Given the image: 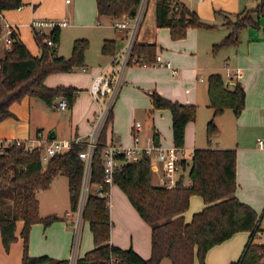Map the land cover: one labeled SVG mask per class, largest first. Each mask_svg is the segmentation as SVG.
I'll return each instance as SVG.
<instances>
[{
	"label": "trees",
	"instance_id": "trees-1",
	"mask_svg": "<svg viewBox=\"0 0 264 264\" xmlns=\"http://www.w3.org/2000/svg\"><path fill=\"white\" fill-rule=\"evenodd\" d=\"M99 16L113 19L133 16L140 0H96ZM171 0H157L156 27L168 28L173 40L187 36L190 27H207L199 16L181 3L178 13L172 12ZM26 6L24 0H0V38L3 32L4 11L19 10ZM264 15V2L255 10L237 14L236 21L227 22L231 28L229 35L218 46H235L239 42L241 31L247 26L259 23L253 19ZM245 14V16H243ZM40 48V55L33 56L15 31L11 34L12 43L5 49L0 59V122L14 114L11 107L25 98L42 99L50 106H56L59 98L66 99L71 108L79 92L74 87H48L46 78L59 72H72L85 67V54L89 48L86 39L74 42L69 58L60 56L58 47L62 28H54L50 35H41L33 29ZM48 38L54 46H49ZM156 43H137L133 54L144 62L155 60ZM118 47L113 41L105 40L102 51L113 55ZM208 96L213 117L207 124V138L212 139L219 133L216 118L231 111L238 118L246 107V91L242 83L235 82L227 87L220 73L211 74L208 79ZM154 109H168L172 114L173 141L176 148L185 146L186 127L195 121L197 107L163 97L157 91L151 93ZM113 119V113L104 127L100 144L107 143V130ZM156 145H160L159 136H153ZM0 141V231L2 244L6 252L17 241L16 228L23 222V264H68V260H56L49 256L33 257L29 254V236L34 224L50 226L62 218L56 215L41 217L39 191L51 187L53 180L62 175L69 180V194L72 212L80 205L84 179V162L79 158L83 146H74L69 152L54 156L46 167L41 155L43 147L29 150L23 144L5 146ZM103 148L96 149L91 165L90 187L83 208V220L90 225L94 239V248L75 264H161L168 259L172 264H206L208 251L239 232H249L250 237L240 258L231 264H264V243H256L257 236L264 232L261 216L248 204L236 196L237 190V150L207 148L195 149L190 162L181 160L185 171L189 169V184L181 174L176 186L168 189L152 184V162L143 155L134 162L123 164L113 175V184L127 196L132 206L149 224L151 235V256L141 257L133 249H122L111 243L113 223L110 216V199L99 197L93 192L95 185L105 183L103 171ZM122 159V156H119ZM107 189L108 186H106ZM198 195L203 198L206 207L194 214L187 223L183 214L189 209L190 198Z\"/></svg>",
	"mask_w": 264,
	"mask_h": 264
},
{
	"label": "crops",
	"instance_id": "crops-1",
	"mask_svg": "<svg viewBox=\"0 0 264 264\" xmlns=\"http://www.w3.org/2000/svg\"><path fill=\"white\" fill-rule=\"evenodd\" d=\"M84 1L25 0L26 6L23 8L4 11L2 13L4 27L0 38V59L4 57L6 49L5 38L8 26H11L19 34L33 56L40 55V48L32 27L35 21L65 20L68 22L66 17L72 12L77 19L82 22L87 21L89 25L94 26L97 17H99L97 1L86 0L89 1L88 6L84 4ZM179 1L186 7L189 6L190 10L195 12L199 18L219 23L222 26H226L227 22L233 21L237 14L251 9L245 0H215L214 2L209 0L198 2L196 0L198 3L195 6H190L183 0ZM99 25L101 26V23ZM260 27L259 23V32L257 33H251L247 37L241 36V39L239 37L238 44L233 47L235 52L231 54L230 63L226 67L213 65L207 67L208 77L213 73H220L225 82L229 80L233 83L240 82L245 88L246 107L242 114L235 118L233 114L230 116L226 111L216 118L219 133L212 139V143L222 135L220 123L223 117L226 116L232 119V124H229L228 127V139L223 143L217 141L216 145L211 143V147L237 150L236 196L256 211L259 206L264 205V152L260 150L257 143L258 139L264 140V30L262 32ZM230 29L228 33L231 31ZM143 31L140 43H156L164 50V41H159L156 31L155 33L146 32L144 35ZM115 33L116 38L105 40L113 41L120 48L124 44L123 34L117 30H115ZM187 38L186 42H181L184 40L178 41L177 45H180L178 50L196 46L197 33L191 34ZM216 39L213 42H218V39ZM60 45L61 40L58 47L59 55L68 58L70 53L66 55L63 52L64 54L61 55ZM86 54L85 67L82 70L84 74L75 73L70 76L65 73H53L45 80L46 85L51 88L68 86L76 87L79 90L73 106L66 111L60 110L64 112V116H61L57 121L54 118V111L59 109L46 104L44 101L48 107V110H43V115L47 119L46 125L49 126L46 132L45 126L33 119L32 113L34 106L38 105L37 99L39 100V98L27 97L24 100L28 99L29 101L28 112H26L25 105L18 109L11 107L13 112L22 113L23 121L21 123L12 120V117L0 122V141L22 140L31 144L37 138L38 133L42 134L45 141H73L77 138L84 141L87 139L92 131L97 113V106L89 90L95 77L102 70L110 69L111 58L108 59L106 54L100 55L97 58L98 62L95 63L90 61L89 54ZM162 56L174 68L178 69L176 76H173L171 70L165 67L130 66L126 69L123 78L124 83L113 108V119L107 130V143L105 145L118 143L130 147L135 144L134 134H138L140 138L138 147L145 149L149 140L156 133L162 147L167 149L175 147L172 114L168 109H154L151 93L157 91L167 99L196 106L200 104L196 92L198 83L197 78H194L196 73H193V67H189L191 65L188 64V59H191L190 54L173 52ZM208 77L203 80L202 84L206 88V99L203 102L201 101L203 105H208L210 108L208 114L205 113L207 122L213 117L209 96L207 100ZM174 82L192 83L191 89L188 88L178 96L174 90ZM60 100L61 98L57 99L55 104L57 105ZM137 123L141 124L139 130L135 128ZM194 124L195 121L190 122L186 127L185 146L182 148L183 154L187 156L186 160L193 155L195 149L207 148L197 145L196 140L193 138ZM53 132H55V138L51 139L50 136ZM158 161L160 160L158 159ZM151 170L152 184L161 186L164 168L162 169L161 164L157 167L152 165ZM189 182L190 180L187 184ZM117 187V185H113L111 188L110 216L113 223L111 243L122 249H133L144 259H148L151 256V227L141 218L124 192L119 187L120 190H118ZM205 207L203 198L193 195L190 198L189 209L183 214L185 221L190 223L194 214L201 212ZM50 215H56L62 220L56 221L47 227L42 223L34 224L31 227L29 236V254L31 256H49L56 260H70L74 254L75 258L79 259L94 248L90 225L83 218H79L77 212L66 211V216L51 213L41 217ZM22 229L23 222L19 221L16 228L18 239L13 243L9 252H6L3 247L0 231V264H23ZM249 237V232H239L227 241L214 246L207 253L206 264H231L236 262L242 255ZM76 239L77 244L75 246ZM161 264L172 263L168 259H164ZM195 264H199V261L196 260Z\"/></svg>",
	"mask_w": 264,
	"mask_h": 264
},
{
	"label": "built area",
	"instance_id": "built-area-1",
	"mask_svg": "<svg viewBox=\"0 0 264 264\" xmlns=\"http://www.w3.org/2000/svg\"><path fill=\"white\" fill-rule=\"evenodd\" d=\"M197 1L204 2L206 0ZM209 1L214 2L215 0ZM156 2L157 0H140L138 8L133 16L116 18L112 22V28L123 34L124 44L111 56L110 69L102 70L95 77L90 87L89 93L97 106V113L92 125V131L87 136L86 140L82 141L80 138H77L73 141H45L42 138V134L38 133L37 138L32 141L31 144L22 140L7 141L5 144V146H8L13 142H16L18 145L24 143L29 150L43 147L41 160L44 166L47 165L54 156L69 152L74 146H83L84 149L79 152V158L85 164L83 189L79 209L77 211L79 218H82L87 194L92 189L89 184L91 165L95 151L99 147L103 148L102 159L105 175V183L95 185L93 188V192L99 197L111 199V188L114 185L113 175L115 170L120 168L123 164L138 160L143 155L149 156L151 153H154L157 158L164 163L161 186L168 189H172L176 186L180 178L179 172L183 170L180 162L181 160L186 159L187 156L183 154L182 149L176 147L167 149L161 145H156L153 138L149 140L148 146L145 149L138 147L140 141L138 134H134L133 139L135 144L130 147L118 143L101 146L99 142L101 133L109 120V116L113 112L115 102L124 83V74L128 67H165L171 70L173 76L178 74V69L174 68L169 61H166L162 54H156L155 60L150 63L144 62L140 57L133 54L135 45L142 39L143 27L151 11V6L153 4L156 9ZM170 3L172 12L178 13L181 9L180 1L171 0ZM68 25L69 23L65 20H42L33 22L32 27L41 35H50L54 28H62ZM13 32H15V30L11 26H8L7 36L5 38L6 48H9L12 43L10 36ZM47 43L49 46H54L51 38H48ZM55 107L63 111H66L69 108L66 99H61ZM135 128L139 130L141 124H135ZM257 143L260 150L264 152V140L258 139ZM119 156H122V159H119ZM190 158H192V156H190L189 159ZM106 186L110 189H107ZM260 238L264 242V232L261 233ZM76 244L77 239L75 240V246ZM76 260L77 259L73 254L70 260H68V264H75Z\"/></svg>",
	"mask_w": 264,
	"mask_h": 264
},
{
	"label": "rangeland",
	"instance_id": "rangeland-1",
	"mask_svg": "<svg viewBox=\"0 0 264 264\" xmlns=\"http://www.w3.org/2000/svg\"><path fill=\"white\" fill-rule=\"evenodd\" d=\"M183 1L190 6H195L198 3L196 0H183ZM245 1L247 2L248 7L251 8L248 10H255L261 2L262 3L264 2V0H245ZM84 4L88 6L89 1L85 0ZM187 7L190 9L189 6ZM124 16L125 15H123L122 17ZM243 16H245V14ZM66 18L70 24L66 27H62L61 45H60L61 55L64 53L68 55V53H70L69 55L71 56L74 42L78 39H86L89 42V48L87 49L86 53L89 54L90 61L97 63L98 62L97 58L100 55H105L103 54V51H102L104 40L116 38L115 30L112 28V22L114 20L106 16H99L96 19L95 25L92 26V25H89L87 21L82 22L80 19H77V17H74V14L72 12H70V15L67 16ZM200 19L203 23L212 26V28L190 27L187 30V36L184 39H181L184 41L173 40L168 28H157L156 27V9H155V6L152 4L151 11L144 24L143 35L146 32L155 33L156 31V36L158 37L159 41L160 40L164 41V46H163L164 50H162L158 46L157 51H156L157 55L158 54L167 55V54H172L173 52H182V53L190 54L191 59H188V64L191 65L189 67H193L194 69L193 73L194 72L196 73L194 78H197L198 85L196 88V92L198 94V98L200 101V104L196 105L197 115H196V120H195V124L193 127L194 129L193 138L196 140L197 145L208 147L209 145L211 146V144L208 142V138H207L206 129H207L208 122L206 121L205 113L208 114L210 108L208 107V105H205V104L203 105L202 103L203 100L206 99V88L204 87V85H202L204 82L203 80H205L206 77H208L209 71L207 70V67H209L210 65L226 67L227 64L230 63L229 62L230 57H231V54L235 52V48H233L234 46L232 45L223 46V47L218 46L229 35L228 26H225V25L222 26L219 23L209 22L207 20H204L203 18H200ZM253 19L256 23H260V26H261L260 29L263 32L264 16L262 15L258 19V15L254 13ZM234 21H236V17L231 22H234ZM99 22L101 23V26L99 25L100 24ZM257 32H259L258 27L251 26V25L247 26L241 31L240 39H241V36L247 37L249 36V34L251 33L254 34ZM196 33H197V41L195 43L196 46L194 45L193 47H187V48H183V50H178V47L180 46V45H177L179 43L178 41L186 42V40L188 39L187 38L188 36H190L191 34H196ZM215 38L218 39V40L216 39L218 42H213ZM107 58L110 59L111 57L107 55ZM82 70L83 68H78L77 70H74L72 72H59V73H65L70 76H73L71 74H75V73L82 75L84 74ZM191 84L192 83H189V82H187V84L181 83V82H174V86H175L174 90L176 91L178 96H180L181 93L185 92L188 88L191 89L190 88ZM64 87H68V86H64ZM207 100H208V95H207ZM24 101L20 103H15L13 104L12 107L13 108L15 107L18 109L22 105H25L26 112H28L29 101L28 99ZM37 101H38L37 102L38 105L34 106V110L32 113L33 119L42 123L45 126V129L47 132L49 129V126L46 125L47 119L43 115V110L44 109L48 110V107L46 106V104L44 103L42 99H39V100L37 99ZM11 111L14 114V116L12 117V120H15L16 122L21 123L23 121V116L21 115L22 113L20 114L18 113V111H16L18 114L13 112L12 108H11ZM54 112H55L54 118L57 121L61 118V116L62 117L64 116L63 111L55 110ZM227 112L228 114H230V116H232L231 111L228 110ZM211 119L212 118H210V120ZM229 124H232V119H230V117L228 116L223 117L220 123V130L222 132L221 133L222 135L217 139V141H220L223 143L225 140L228 139V135H229L228 127L230 126ZM1 141H4V140H1ZM217 141L214 140L213 143L211 142L212 145H216ZM149 157L151 159L153 167H157L161 164L162 169L164 168V163H162L161 161H158L156 154L151 153ZM190 159H188L189 162H190ZM181 174L184 175V182L187 183L189 180V169H187L186 172L184 170H181L179 172V175ZM118 190L120 189L118 188ZM37 198L40 202V215L41 216L49 215L51 213H59L62 216H66V211L72 212L71 203H70V194H69V180L66 176L57 177L53 181L49 189L38 192ZM257 211L256 212L258 213V215L261 216L262 213L264 212V205L259 206V209ZM113 213H114V210L112 211V215ZM262 224H264L263 221H262ZM262 227L264 228V225H262ZM256 243H264L261 240L259 235L256 238Z\"/></svg>",
	"mask_w": 264,
	"mask_h": 264
},
{
	"label": "water",
	"instance_id": "water-1",
	"mask_svg": "<svg viewBox=\"0 0 264 264\" xmlns=\"http://www.w3.org/2000/svg\"><path fill=\"white\" fill-rule=\"evenodd\" d=\"M226 86L227 87H234L235 86V83H233L232 81H227L226 82ZM51 139L55 138V132L52 133V135L50 136Z\"/></svg>",
	"mask_w": 264,
	"mask_h": 264
}]
</instances>
